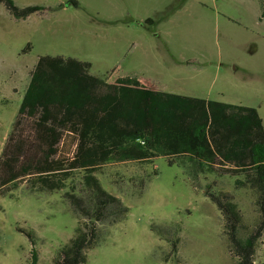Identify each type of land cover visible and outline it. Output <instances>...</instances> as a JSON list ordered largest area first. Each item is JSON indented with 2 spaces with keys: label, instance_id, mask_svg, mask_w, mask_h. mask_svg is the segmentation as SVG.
<instances>
[{
  "label": "rangeland",
  "instance_id": "374dc122",
  "mask_svg": "<svg viewBox=\"0 0 264 264\" xmlns=\"http://www.w3.org/2000/svg\"><path fill=\"white\" fill-rule=\"evenodd\" d=\"M31 1L16 0L19 7ZM119 1L125 6L126 0ZM262 1L177 0L172 4L170 0H135V15L156 19V8L163 3L170 7L185 2L177 21L168 23L163 31L173 51L178 50L188 61L196 59V63L181 67L189 78L187 86L195 88L197 80L206 75L204 84L206 88L212 85L213 99L255 108L264 124ZM80 15L89 27L88 14L81 11ZM70 20V16L57 13L19 20L0 3V155L38 60L74 53L73 45L56 36L68 30L60 26ZM109 53L107 61L96 56L86 60L92 64V75L106 79L110 69L116 67L117 72V56ZM189 93L204 95L201 91ZM75 147L73 140L67 139L61 151L68 157ZM84 175L81 170L73 171L64 180L65 187L54 191L30 178L11 193L0 195V264H28L32 245L19 228L33 231L39 238V264H53L58 250L74 237L80 218L68 194L92 207ZM95 175L130 211L119 224L110 226L113 216L101 224L104 241L87 253L84 264H176L177 260L181 264H233L224 215L208 192L227 194L238 205L244 218L242 232L256 231L261 224V192L257 188L238 184L244 177L201 169L186 157L161 155L147 163L114 161ZM164 235L178 241L177 254ZM255 264H264V229Z\"/></svg>",
  "mask_w": 264,
  "mask_h": 264
},
{
  "label": "trees",
  "instance_id": "16d2710c",
  "mask_svg": "<svg viewBox=\"0 0 264 264\" xmlns=\"http://www.w3.org/2000/svg\"><path fill=\"white\" fill-rule=\"evenodd\" d=\"M0 3L16 19L48 9L21 8L15 0ZM262 7L264 19V0ZM176 10L170 6L143 25L152 29ZM91 69L90 62L41 57L0 155L3 196L30 178L54 191L65 187L64 180L73 171L85 174L92 207L68 194L80 218L74 237L58 250L53 264L86 263L87 253L104 241L101 224L112 216L110 226L119 224L129 214V207L107 192L95 174L110 162L147 163L161 155L189 158L201 169L222 176L244 177L238 184H250L261 192V224L248 233L242 232V212L229 195L207 193L224 215L233 264H255L264 229V124L258 110L166 93L142 77L103 79L92 75ZM67 139L76 146L68 157L61 151ZM18 230L32 245L28 264H39V238L33 231ZM165 239L177 254L178 241ZM176 264L181 263L177 260Z\"/></svg>",
  "mask_w": 264,
  "mask_h": 264
},
{
  "label": "crops",
  "instance_id": "0c3cea01",
  "mask_svg": "<svg viewBox=\"0 0 264 264\" xmlns=\"http://www.w3.org/2000/svg\"><path fill=\"white\" fill-rule=\"evenodd\" d=\"M176 1L170 0V3L175 4ZM72 2H77L78 6ZM101 2L102 4L99 1V4H96L95 0H34L23 3V5L48 9L37 11L25 20L31 18L32 15L36 17L48 13L70 16L71 20L60 26L68 30L57 32L56 36L65 39L67 44L73 45L74 53L72 56L52 57L62 56L86 62V60H93L90 56H96L100 60L107 61L111 58L109 52L113 51V57L117 56V72L116 67L110 69L106 73L109 79L112 77H142L166 93L215 100L212 98V85L206 88L207 84H204L207 79L206 75L203 79L200 77L197 80L195 88L187 86L189 78L184 75L185 69L181 67L196 63V59L188 61L183 55L178 54V50L173 51L169 44L170 38L169 36L167 38L163 31L168 23L177 21L176 17L185 8V2L177 5V10L172 15L159 21L152 29L143 25L146 20L153 19L150 15H135V0H126L125 6L119 0H101ZM166 4L163 3V6L156 8V18L168 9L169 6L166 7ZM81 11L88 14L89 27L81 20ZM66 25H71V27H65ZM95 33L98 35L92 36ZM191 91H201L204 95L189 93Z\"/></svg>",
  "mask_w": 264,
  "mask_h": 264
}]
</instances>
